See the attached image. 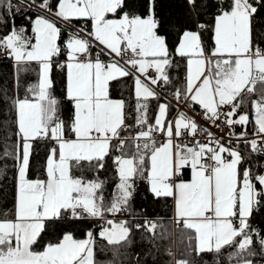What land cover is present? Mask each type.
I'll list each match as a JSON object with an SVG mask.
<instances>
[{
	"label": "snow or ice",
	"instance_id": "snow-or-ice-1",
	"mask_svg": "<svg viewBox=\"0 0 264 264\" xmlns=\"http://www.w3.org/2000/svg\"><path fill=\"white\" fill-rule=\"evenodd\" d=\"M183 2L181 21L162 0H0V57L14 68L0 81L11 114L0 179L12 170L0 264H102L101 252L131 248L137 234L155 241L159 217L133 208L141 186L200 257L172 264L264 256L254 227L264 218V0ZM21 6L29 23L18 27ZM181 65L176 88L170 70ZM28 72L34 83L22 82ZM125 78L131 92L117 95Z\"/></svg>",
	"mask_w": 264,
	"mask_h": 264
},
{
	"label": "trees",
	"instance_id": "trees-1",
	"mask_svg": "<svg viewBox=\"0 0 264 264\" xmlns=\"http://www.w3.org/2000/svg\"><path fill=\"white\" fill-rule=\"evenodd\" d=\"M15 2V0H14ZM165 14L171 13L174 20H183L186 13V5L183 0H162ZM25 8L21 6V14L15 16V23L19 26H27L29 21L25 18ZM30 15L33 18L36 15L35 10H33ZM83 26V25H81ZM5 30L0 28V35L3 34ZM173 80L175 81L174 87L178 88L182 86L184 78V68L181 65L170 70ZM14 73V68L10 60H6L0 57V81H4L7 84L12 82V76ZM36 75L34 72L22 73L21 80L23 83L31 84L34 83ZM132 84L131 78H125V81H122V88L117 91V95L122 91L125 96L131 92L130 85ZM57 91L61 90L60 78L57 77L56 84ZM173 89L169 88L168 91L171 92ZM22 94V93H21ZM162 100L161 102H163ZM156 101L153 100L150 105L149 114L152 115L155 112ZM175 112V109L172 112V116ZM10 113L7 110H0V122L9 119ZM236 131H241L240 127L237 126ZM251 131V126H249V132ZM44 153L40 152V156H43ZM259 161V157H256ZM264 163V161H260ZM11 164V162H9ZM256 170V169H254ZM12 170L8 171V179H0V212H3L7 208L11 207V196H12V184H11ZM114 178L112 171L102 174L101 179H105L108 184H111ZM112 189L109 188L108 192H111ZM108 192L105 194L108 195ZM141 206L148 211V213L153 217H159L160 227H158L157 232L163 233V236H158L155 241H149L147 239L141 240L140 235L137 234L135 237V243L131 248H124L119 246H110L107 250L100 253V256L103 258L102 264H107V261L115 259V264H130L129 255L139 252L146 251L151 249L152 256L148 258V264H172L173 257L176 259H195L199 260L200 257H194L187 255V245L188 240L184 233L172 222L171 211L160 204H155L151 201V198L146 194L143 186L138 189V196L133 201V208L137 212H141ZM123 218V217H121ZM254 227L260 228L264 227V218H258ZM78 236L82 233H77ZM118 249V254L114 257L113 253ZM173 251V255H169L167 252ZM254 261V264H264V256L256 255L250 257Z\"/></svg>",
	"mask_w": 264,
	"mask_h": 264
},
{
	"label": "built area",
	"instance_id": "built-area-1",
	"mask_svg": "<svg viewBox=\"0 0 264 264\" xmlns=\"http://www.w3.org/2000/svg\"><path fill=\"white\" fill-rule=\"evenodd\" d=\"M137 55H139V53H137ZM169 99H171V96L169 95ZM172 103H173V105H175V101H172ZM181 110H183V109H181ZM197 111H198V108H197ZM200 123L201 124H204V122L203 121H200ZM212 130L215 132V131H217L214 127L212 128ZM225 132H227V129H225ZM218 134H223V133H218ZM249 138H252L251 137V131H250V137ZM190 139V138H189ZM258 157V156H257ZM169 252H171L172 253V255H173V251H168L167 253L169 254Z\"/></svg>",
	"mask_w": 264,
	"mask_h": 264
},
{
	"label": "crops",
	"instance_id": "crops-1",
	"mask_svg": "<svg viewBox=\"0 0 264 264\" xmlns=\"http://www.w3.org/2000/svg\"><path fill=\"white\" fill-rule=\"evenodd\" d=\"M166 102V101H165ZM194 107H196V106H194ZM174 116L176 115V111L174 112V114H173Z\"/></svg>",
	"mask_w": 264,
	"mask_h": 264
},
{
	"label": "rangeland",
	"instance_id": "rangeland-1",
	"mask_svg": "<svg viewBox=\"0 0 264 264\" xmlns=\"http://www.w3.org/2000/svg\"><path fill=\"white\" fill-rule=\"evenodd\" d=\"M163 102H165V101H163ZM174 116V115H173Z\"/></svg>",
	"mask_w": 264,
	"mask_h": 264
}]
</instances>
